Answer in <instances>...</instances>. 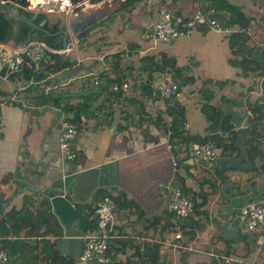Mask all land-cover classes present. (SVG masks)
Wrapping results in <instances>:
<instances>
[{"label":"crops","instance_id":"crops-1","mask_svg":"<svg viewBox=\"0 0 264 264\" xmlns=\"http://www.w3.org/2000/svg\"><path fill=\"white\" fill-rule=\"evenodd\" d=\"M227 1L250 18L245 34L246 44L252 49L250 59L259 65L254 73L243 75L228 63L231 54L227 35L236 27H223L210 18L212 10L206 16L226 31L199 25L184 37L183 44L152 46L142 38V32L155 21L158 11L166 10L183 22L205 5L204 0H153L151 7L143 9L133 5L132 10H140L145 17L137 33L120 17H115L106 31L99 32V42L115 38V48L101 53L94 44L86 47L90 55L85 61L91 62L75 61L72 51L66 52L62 60L67 57L74 63L49 74L46 79L51 82L44 92L77 97L81 90H88L98 73L104 71L113 78L116 72L109 69L111 59L104 56L116 51L124 52L119 60L123 72L119 75H124L125 81L139 83L145 79L140 57L163 52L194 78V84L205 79L224 82L221 86L208 84L207 88L215 95L213 102L230 119L236 133L235 152L222 155L216 149L214 167L203 168L191 157L195 143L172 145L163 130L164 123L154 126L156 115L161 114L165 123L169 120L163 101L154 94L144 99L126 91L107 109H95L87 117H80V128L71 142L75 158L66 160L58 148L61 111L49 104L35 105L25 91L31 80L25 83L0 78V91L7 93L4 99L0 97V220L10 210L22 214L25 197L31 198L34 205L46 199L59 227L58 233L49 236L58 253L71 259L72 264H97L81 262L79 256L83 237L94 230L95 204L106 194L114 206L115 237L108 243L104 264H123L126 260H142L144 264H219L222 255L243 259L247 264H264V236L260 245L255 243V238L262 235L264 221L259 231L251 233L238 216L250 203L264 208V75H258L260 68L264 69V0ZM112 28L122 30L117 34ZM126 67L129 69L123 70ZM186 87L177 97L185 106L186 132L198 136L219 133L218 127L206 129L199 111V86ZM68 93L76 95H65ZM141 112L144 119L140 121ZM252 136L249 153L244 140ZM174 190L196 203L205 200L201 210L207 219L202 226L193 225V219L199 218L197 214H192V222L170 214L167 205ZM22 235L23 231L19 233ZM22 239L31 246L38 237ZM43 258L37 247L35 252L24 251L21 262L47 264Z\"/></svg>","mask_w":264,"mask_h":264},{"label":"trees","instance_id":"trees-1","mask_svg":"<svg viewBox=\"0 0 264 264\" xmlns=\"http://www.w3.org/2000/svg\"><path fill=\"white\" fill-rule=\"evenodd\" d=\"M2 1L8 3L12 7H16L17 13L26 18L33 16L32 12L22 9L26 0ZM70 1L76 3L81 0ZM90 1L93 2L100 0ZM135 1L137 2L138 0H121L120 3H118V6L113 10L114 14H117V12L120 13L121 10L124 12L131 11L130 9L133 8L132 4ZM204 1L205 5L199 7V10L203 14L207 15L206 12L212 10V12H210V18L217 19L223 27H236V29L227 35V43L231 54L228 63L233 67L239 68L240 73L243 75L246 73H254L255 67L258 68L259 65L255 64L254 61L250 59L252 49L246 44L247 36L245 34L250 18L244 14L239 6L231 4L227 0ZM172 19L174 22L175 16H173ZM33 22L35 24H40L42 22V27L47 32L44 33L32 29L20 21L6 20L4 18V13L0 10V43L5 44L12 42L13 44H23L35 38L37 41L44 43L52 50L51 52H45L36 65L29 63L28 59L23 57V65L21 68L18 71L8 74L5 78L9 81H13L16 78L25 83L31 80L32 84H29L25 88V91L31 94V99L35 102V105L49 104L56 107L63 114L64 121L72 123L75 126V129H79L81 116L87 117L93 112L92 110L95 109H107L110 107L111 101L123 94L122 91L109 92L106 87L110 82L119 83L125 79L124 75H119L123 72L119 60L122 59L124 52L116 51L104 56L105 59H111L109 62V69L111 72H116V74L111 78L104 71L98 73L97 76H95L96 78L94 77V80L92 79L93 83L90 82L91 84L88 86V90L90 91L87 94H83L86 90H81V94L77 97H64L62 95L63 92H44V87L49 86L51 82L46 79L48 75L55 73L62 68L71 66L74 63V60H70L67 57L62 60L59 52L61 50L60 35L52 34L56 31L55 25L48 27L44 20V15L40 13L34 15ZM88 39L89 38L84 36L76 42L85 46H92L93 43L87 41ZM128 48L134 47L133 45H129ZM139 61L141 63L140 70L145 73V79L139 83H135V80L132 81L129 91L138 93V95L144 99L151 97V95L154 94L163 101L165 105L164 114L169 120L165 123L161 114H159L154 117L153 124L154 126L159 127L164 123L163 130L165 131V134H167L168 142L170 144L187 146L188 143H195V146H198L206 142H211L215 149L221 151L222 155H229L235 152V149H237V147H235L236 133L232 128L230 119L227 115H223L221 110L217 107V104L213 102L215 95L211 89L207 88L208 84L221 86L224 82L205 79L200 81L199 87L197 88V93L201 95L199 111L207 123L206 129L213 131V129L218 127L219 133L224 134V136L219 133H210L203 136L189 135L185 129V106L174 96L161 98L156 92H153L150 84L153 78V73L167 71L171 74L176 83L177 91L180 92L183 87L193 84L194 78L187 74L183 67L178 66L172 56H167L163 52H158L157 56L144 55L140 57ZM127 67L123 68V70L126 69L125 71H127V69H129ZM260 69L258 75L263 76L264 69ZM94 81H97V84H94ZM40 85L42 88L39 87ZM92 87L96 88L97 92H93L92 89H89ZM6 96L7 93L0 91V97L2 99ZM99 97L102 98L99 100ZM97 100L98 102H96ZM255 106L256 105H253V107ZM139 118L140 121L144 119L143 112H141ZM140 121L138 122L140 123ZM252 143L253 136L244 140V145L249 153L252 152ZM262 170L264 171V167ZM5 178H7V175H5L4 179ZM105 195L106 194H103L101 197ZM182 195L184 196L186 194L183 193ZM189 201L192 206L190 215L178 219H187L192 222V214H197L199 218L196 221L193 219V225L195 223H200L202 226L207 219L206 213L201 210L205 200L196 203L195 200L190 197ZM1 210L2 207L0 206V211ZM21 211L24 212L20 214L19 211H7L0 220V251L6 253L8 263L22 264L21 260H23L22 256L24 251L31 250L35 252L37 247H39V251L43 254V259L47 264H72L71 259L63 257L58 253L53 240L49 239L51 234L59 232V227L49 210V204L46 199H42L37 205H34L31 198L25 197ZM170 214L174 213L170 212ZM21 231H23V237L19 236ZM34 237H38V239L34 240V243L31 246L24 243V240L22 239ZM138 256L140 258L142 257L140 253H138ZM123 264H144V262L142 263V260H126ZM151 264H156V262L152 261Z\"/></svg>","mask_w":264,"mask_h":264},{"label":"built area","instance_id":"built-area-1","mask_svg":"<svg viewBox=\"0 0 264 264\" xmlns=\"http://www.w3.org/2000/svg\"><path fill=\"white\" fill-rule=\"evenodd\" d=\"M90 0H81L73 3L70 0H26L22 9L32 13H57L69 15L79 8L89 5ZM199 25H206L216 31H226L216 20L208 18L199 9L193 14L181 21H174L170 12L160 10L154 22L145 27L142 32V38L155 46L160 43H170L179 37H186L189 32ZM74 40H70L67 51H73L75 48ZM44 43L31 40L23 44L0 43V78H5L8 74L18 71L23 65V57L28 59L29 63L36 65L45 52H51ZM60 52V51H59ZM97 84V81H94ZM131 82L122 80L119 83L110 82L106 89L109 92H126ZM153 92L161 98L171 96L178 97L177 85L171 74L167 71L157 72L153 83L150 84ZM76 134L75 126L62 120L61 130L58 137V148L64 159L73 160L75 151L71 148V142ZM192 159L199 163L205 169H212L217 157V150L211 142H206L195 146L191 152ZM169 211L173 212L178 218H185L191 213V202L184 197L178 190H174L167 205ZM95 227L90 233L83 237V244L79 260L81 262H94L104 264L107 261V246L115 233L113 222L115 218L114 206L108 196H103L95 204L94 208ZM244 229L247 232L255 233L260 230L264 221V208L258 203H250L242 208L238 214ZM264 228L262 235L255 238V243L260 245L263 241ZM219 264H247L243 259L222 255L218 259ZM1 264L8 263V257L4 251H0Z\"/></svg>","mask_w":264,"mask_h":264},{"label":"water","instance_id":"water-1","mask_svg":"<svg viewBox=\"0 0 264 264\" xmlns=\"http://www.w3.org/2000/svg\"><path fill=\"white\" fill-rule=\"evenodd\" d=\"M0 10L4 13V18L6 20L20 21L32 29L44 33L47 32L42 27L41 23L35 24L33 22L34 15H36V13H33V16L26 18L23 15L17 13L16 10L14 11L12 6L2 0H0ZM110 12L111 10L107 5H103L100 7L90 5L79 8L69 15L60 14L61 18L59 19L60 22L58 25L60 28L59 30L52 33L61 35L60 56L64 57L67 51V46L69 45L71 39L76 42L78 39L83 38L91 27L108 16ZM33 40L36 39L34 38ZM89 91L90 90H87L84 93L87 94ZM92 91L97 92V89L94 88L92 89ZM65 95L74 96L76 94L68 93Z\"/></svg>","mask_w":264,"mask_h":264},{"label":"rangeland","instance_id":"rangeland-1","mask_svg":"<svg viewBox=\"0 0 264 264\" xmlns=\"http://www.w3.org/2000/svg\"><path fill=\"white\" fill-rule=\"evenodd\" d=\"M120 1L121 0H100V3H104V5H107L112 10V12L107 17H105L104 19L100 20L93 27H91L87 31V33L85 34L86 38H89L87 41L92 42L94 44L93 47L94 46L97 47L98 50H99V52H101V53L104 52V51H109V50L115 48V46H116L115 38L113 40H108L105 43H100L99 40H98L99 32L101 30H105L106 31L110 26H112L113 25V22H114L113 20H114L115 17H120V21L122 20V23H130L133 26V28H132L133 31L136 32V33L139 31V29L140 30L142 29V25H143V22H144L145 17L143 15V12H140V10H138V9L135 10L134 9L135 10L134 11V10H132L133 8H131L130 10H132V11H125L124 12V11L121 10L120 13L117 12V14H114V11L113 10L117 7V5H118V3H120ZM152 4H153V0H138L137 2L135 1L132 5L139 6L140 8L143 9V8H146V7H151ZM95 6H98V5L96 4ZM13 10L15 11L16 10V7H13ZM131 12H134V14H132ZM55 14H57V13H55ZM112 29L114 31L116 30L117 31V34H119L120 31L122 30L121 28L120 29L112 28ZM100 38H103V37H100ZM184 41H186V38L179 37V38L175 39L171 43H166V44L165 43H160V44H164L165 47L166 46L167 47L168 46H171L172 47L174 45L183 44ZM120 43L121 42H119V44ZM74 46L76 48L72 49L73 51L71 53V57L75 61H78V60L85 61V57L87 55H90L89 50L86 48L89 45L85 46V45H82L80 43L75 42V45ZM82 48H84V49H83V52L81 53ZM75 49H76V51H75ZM129 59H131V58H129ZM127 61H128V59H127ZM85 62H91V61H85ZM136 62L138 63L137 60H136ZM153 80H154V78H153ZM190 85H193V86L196 87V86H199V82H196V84L193 83V84H190ZM190 85H188V86H190ZM151 89H152V87H151ZM185 90H189V87H186ZM128 92H129V89L127 90V93Z\"/></svg>","mask_w":264,"mask_h":264},{"label":"flooded vegetation","instance_id":"flooded-vegetation-1","mask_svg":"<svg viewBox=\"0 0 264 264\" xmlns=\"http://www.w3.org/2000/svg\"><path fill=\"white\" fill-rule=\"evenodd\" d=\"M104 5V3H100V1H93V2H89V5ZM33 14V13H32ZM37 14V13H36ZM44 20L46 22V25L48 27H52L53 25H55V29L56 31L59 30V22H60V14H55V13H44ZM42 24V22H41Z\"/></svg>","mask_w":264,"mask_h":264}]
</instances>
